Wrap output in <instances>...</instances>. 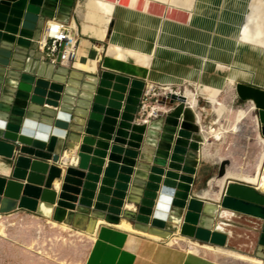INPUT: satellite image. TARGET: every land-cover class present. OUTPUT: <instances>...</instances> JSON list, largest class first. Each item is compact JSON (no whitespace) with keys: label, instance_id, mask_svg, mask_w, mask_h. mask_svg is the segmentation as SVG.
Here are the masks:
<instances>
[{"label":"water","instance_id":"water-1","mask_svg":"<svg viewBox=\"0 0 264 264\" xmlns=\"http://www.w3.org/2000/svg\"><path fill=\"white\" fill-rule=\"evenodd\" d=\"M74 5L0 0V216L62 215L86 231L97 219H125L140 232L180 234L264 260V192L233 181L215 202L194 198L209 139L185 98L174 97L168 115L142 125L143 82L41 59L36 40L44 23L68 22ZM237 95L252 104L264 140V90L238 84Z\"/></svg>","mask_w":264,"mask_h":264},{"label":"bare ground","instance_id":"bare-ground-1","mask_svg":"<svg viewBox=\"0 0 264 264\" xmlns=\"http://www.w3.org/2000/svg\"><path fill=\"white\" fill-rule=\"evenodd\" d=\"M80 6L86 19L96 25V27H85L83 31L100 38L103 37V32L110 18L116 17L106 53L117 59L147 67L150 71L149 81L157 82L163 86H175L178 84V80L172 76L182 75L186 80L192 81L200 75L206 76L209 70H224L227 76L214 83V88L209 96L210 104L214 105L219 118L216 122L218 124L227 111L226 106L219 102L218 98L228 85L234 87L240 81L254 82L258 85L264 84V64H260L259 59L262 53L252 38L253 35L259 33L256 24L258 22L257 13L264 14V0H127L126 6H121L116 0H84ZM72 26H75L74 22ZM200 30L207 32L208 36L205 39L207 49L206 51L194 50V52H198H196V58H193L188 55V52L192 50L191 45L180 43L179 35L188 32L190 38L198 40L199 33L194 32ZM171 35L174 38L171 37L173 40L168 41V36ZM162 44H168L172 48L165 50L161 47ZM92 48L94 52H98L97 46L93 45ZM163 52H168L166 61L160 60L159 56ZM87 53V50L77 49L74 68H85ZM225 63L231 64L232 68L220 65ZM186 65H192L193 69L187 71ZM180 82L179 79V84ZM186 99L191 104L196 105L197 103L194 94L189 90L186 92ZM245 116L246 113H244ZM234 128V132L239 131V128ZM215 132L211 128L208 136H214ZM216 136L219 139L221 134L217 132ZM260 140L263 151L260 164L257 165L258 174L250 176L241 170L228 169L225 176L223 175V180H220V184L214 185L219 188L218 192L209 191L205 193V196H211L214 193V198L219 199V191L223 189L226 179L258 186L264 192V174H262L264 140L262 138ZM207 154L208 152L203 150L205 157L208 156ZM220 161H224V159ZM5 220L4 217L0 216V236L2 237L7 235ZM46 221L51 226L60 227L65 231L71 229L62 215H57L55 219H47ZM100 222L87 224L86 236L91 241L94 239L96 226ZM84 223L83 217H77V224L83 225ZM118 227L130 230L126 227ZM77 233L81 232L77 231ZM147 235L155 239H163L159 235ZM177 239L184 240L180 234L179 236L173 235L172 238L170 237L169 243L174 244ZM210 246L213 250L223 253L236 255L243 253L226 247ZM192 250L195 248L192 247ZM239 256L241 257V255ZM256 258L264 264V260ZM73 264H82V261H76Z\"/></svg>","mask_w":264,"mask_h":264},{"label":"crops","instance_id":"crops-1","mask_svg":"<svg viewBox=\"0 0 264 264\" xmlns=\"http://www.w3.org/2000/svg\"><path fill=\"white\" fill-rule=\"evenodd\" d=\"M82 1L84 0H75V5L72 14L70 15L67 23L72 24L74 22L75 24L74 28L77 30L78 33V45H79L77 49L82 48V50H87L88 52L84 63L86 64V66L85 68H81V69H76L74 68V66H72L71 68L68 69L75 70L88 75H96V74H101L102 72H108V73H113L116 75L127 77L131 81L138 80L141 82H146V81L153 82L148 80L150 71L147 67L133 62H127L124 60L117 59L106 53L109 47V42H110L109 39H111L112 31L116 23L115 16H112L108 21L107 26L103 32L102 38L85 33L83 31L85 27H96V25L93 22L86 19L84 11L80 6ZM111 1H115V0H111ZM116 1L121 6H126L127 4V0H116ZM194 33H199L198 40L190 38L191 36L187 32L185 34L179 35V42L185 45H191L192 50L191 52L190 51L188 52V55L190 57L196 58V52L206 51L207 44L205 39H207L208 35L207 32L201 30L196 31ZM171 37H173V35L168 36L169 39L167 40L168 41L173 40L174 37L173 38ZM93 45L98 47V52L93 51L92 48ZM161 47L164 48L165 50L172 48L168 44H162ZM194 50H198V51L194 52ZM167 54L168 52L161 53V55L159 56L160 60L166 61ZM218 71L222 73V75L220 73L217 75ZM226 76L227 74L224 70H215V71L209 70L206 76L200 75L195 80L192 81L186 80L183 76L181 77L180 80L181 81L180 85H183L185 82H191L197 84L196 85L197 93L206 96L207 100L209 101V103L207 104L211 106V108L206 107L204 104H202L204 102L201 100L200 108H204V109L197 112V115L202 119L204 130L206 129V131L209 132V130H211L212 128L213 131H216L215 132L216 134L214 136L212 135L208 136V139L210 138L209 143L206 145V147L204 146L205 149L203 148L204 152L205 151L208 152L207 154L208 156L205 157L203 155V150L201 152L197 175L195 177V186H194L195 188L194 198H199L211 202H215L217 198H214L215 196L213 194H211V196H205V193L209 191L212 192V188H214L216 191V187L214 185L218 184L220 180H223L224 178V177L220 178L214 174V165H216L214 159H218L219 161L221 159H224V161H220L222 164L225 162V158L220 156L219 151H217L218 154H216L217 156H215L213 149L216 148V146H220L218 143H221L224 140L225 134H228L230 132L243 133L244 132L242 130L244 126L243 123L250 118V115L254 110L251 103H244L243 101L240 100V98L236 93L225 95V99L223 102L221 98L224 95L226 89L225 88L224 91L219 96L218 100L219 102H221L223 105L226 106L227 111L226 113H224L222 119L220 120V125H221L220 128L214 127L217 124L215 121H218L219 118L217 113L215 112L214 105L210 104L209 96L212 89L214 88V83L224 79ZM177 80H178V84L175 86L178 87L179 79ZM153 83H157V82H153ZM237 84L250 85L264 90L263 88L264 84L258 85L254 82H244V81H240ZM192 93L194 94V92ZM233 104L235 105L245 104V105H249L250 108L249 109L241 108L238 110H234L228 107ZM171 106L172 108L174 107V105ZM244 113H246L245 117H244ZM223 120H225L226 124L222 123ZM255 123H256V119H255ZM234 127L239 128L238 129L239 131L234 132L233 131ZM217 132L221 134V137L219 139L216 136ZM245 136L246 134L235 136L234 141L238 140L239 143H242L245 140ZM261 154L258 158L257 164L255 165L253 171L248 172L244 167L238 165H236L231 170L234 169L239 171L241 170V172L246 173L250 176H254L258 174L257 165L260 164V158L262 156ZM233 181L241 182L238 180L226 179L224 188H226V186ZM209 183L211 186H209ZM198 186L201 187L198 189ZM255 188L256 190L261 191L258 186H255ZM224 190L225 189H221L219 191L220 192L219 195L222 197L224 195ZM23 216L31 217L34 219H43L37 216L36 214L24 210H17L15 212H12L11 214L4 215L2 217L13 219L16 217H23ZM43 220H47V219H43ZM97 221H101V222L98 223L96 226L94 232V239L93 241H91L89 245L88 251L86 253V256L82 264H227L223 261V258H231L240 261L242 263L244 262L245 264H263L256 257L239 253V255H241L240 257L239 255L232 253H223V252L215 251L208 244H201L198 243L197 241H192L185 237H183L184 240L177 239L175 240L174 244H170L169 243L170 238L155 239L152 236L147 235L149 233H140V231H137L133 228L132 224L129 221H126L124 219H121L118 224L108 223L103 219H97ZM117 225L126 227L130 230L120 228ZM174 235L179 236V234H174ZM192 247H194L195 250H192Z\"/></svg>","mask_w":264,"mask_h":264},{"label":"rangeland","instance_id":"rangeland-1","mask_svg":"<svg viewBox=\"0 0 264 264\" xmlns=\"http://www.w3.org/2000/svg\"><path fill=\"white\" fill-rule=\"evenodd\" d=\"M257 16L258 22L256 24L259 33L255 36L253 35L252 38L262 53L259 56L260 64H264V14L257 13ZM220 65L232 68L231 64L225 63ZM185 67L187 71L193 69L192 65H186ZM219 73L218 71L217 75ZM220 74L222 75V73ZM172 77L176 80H181L182 75ZM180 84L181 88H184V86H188L190 90H196L197 88V84L191 82H185L183 85ZM237 85L234 87L228 85L226 87L224 95L221 98L223 102L225 95L231 93L237 94ZM199 96L207 98L201 94ZM203 102L202 104L211 108L206 101ZM228 107L234 110L250 108L249 105L245 104H233ZM222 123L226 124L225 120ZM243 125V133L230 132L225 134L224 140L218 143L220 146H216L213 149L215 156H217V151H219L220 156L225 158L223 164L218 159H214V162H216L214 174L220 178L223 177L228 169H233L236 165L244 167L248 172L253 171L263 151L258 142L254 112H252L250 118ZM214 127L220 128V124L217 123ZM206 132V137H208V131ZM245 134V140L242 143H239L238 140L234 141L235 136ZM200 187L198 186V189ZM5 219L7 235L6 237L0 236V264H73L76 261L83 262L91 243L84 229H79L72 225H69L71 229L65 231L60 227L51 226L43 219L25 216ZM77 231L81 233H77ZM223 261L227 264H245L231 258H223Z\"/></svg>","mask_w":264,"mask_h":264},{"label":"built area","instance_id":"built-area-1","mask_svg":"<svg viewBox=\"0 0 264 264\" xmlns=\"http://www.w3.org/2000/svg\"><path fill=\"white\" fill-rule=\"evenodd\" d=\"M37 50L41 52V59L64 68H71L76 57L78 47V33L71 23L63 22L55 18L48 19L44 23L39 38L36 40ZM144 86L138 99L137 122L148 125L151 121L161 116L168 115L172 110L170 102L174 97L185 98L184 105L190 108L197 115L200 108V101L207 98L200 97L196 90L188 89V86H163L153 82H143ZM194 92L197 100L196 105L186 99V92ZM199 119V116L197 115ZM201 129H204L201 126ZM206 136L207 132H203ZM208 139V137H207ZM209 186L210 183H209Z\"/></svg>","mask_w":264,"mask_h":264}]
</instances>
